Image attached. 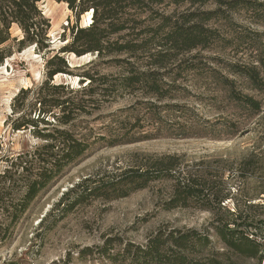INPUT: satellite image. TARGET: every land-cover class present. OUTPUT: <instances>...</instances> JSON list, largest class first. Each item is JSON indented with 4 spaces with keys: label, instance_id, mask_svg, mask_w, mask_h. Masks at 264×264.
<instances>
[{
    "label": "trees",
    "instance_id": "obj_1",
    "mask_svg": "<svg viewBox=\"0 0 264 264\" xmlns=\"http://www.w3.org/2000/svg\"><path fill=\"white\" fill-rule=\"evenodd\" d=\"M41 1L0 0V66L16 52L28 47L38 53L52 51L48 36L50 21L39 7ZM55 1L67 5L75 23L69 28L66 43L46 58L45 79L35 88V94H28L32 90L30 88H21L12 98L11 112L5 123L12 132L28 131L37 142L30 148L4 156L0 141V161L5 157L6 162L0 170V246L11 243L13 230L29 206L67 168L88 155L95 140L89 142V132H79L75 121L98 109L100 103L107 101V97L116 90L114 85L118 86V78H109L105 74L98 75L90 70L74 73L65 54L82 56L91 53L101 59L106 58L105 62L121 65H132L131 58L135 62L141 60L140 63L149 68L129 70L120 76L119 85L126 89L142 88L160 101L164 97H172L173 82L182 70L197 68L194 62H186L182 66L185 61L181 55L198 48L206 49L211 41L220 38L213 28L218 20L229 18L230 13L243 8L252 11L257 21H264V3L258 0H188L192 5L214 3L216 7L183 12L166 10L167 5H178L183 0ZM87 12L90 13V21L80 26L77 22ZM143 22L147 23L141 26ZM13 28L19 30L20 35H13ZM262 37L264 33L238 36L258 44L257 64H229V71L264 95ZM125 54L126 57H118ZM173 70L176 71L174 75ZM170 73V81L164 80ZM57 74L76 77L79 85H85L74 90L67 84L55 83L53 77ZM217 80L235 110L249 118L262 117L260 100L239 93L233 80L219 75ZM163 108L180 109L175 105L149 102V119L156 123L154 135L173 138L203 135L216 140L222 134L232 136L238 129V123L231 120L201 123L198 131L182 125H169L162 129L158 109ZM137 124L138 120L119 135L117 130V134L109 138L101 136L98 139L114 146L159 138L144 134L136 136L132 130ZM261 158V152H258L225 172L223 168L214 169L203 163L190 167L182 156L176 154L146 156L135 165L82 178L62 193L40 219L39 225L43 226L45 220L54 217L47 227L51 228L76 206L96 199L110 201L123 198L151 182L169 180L172 189L162 202V208L193 206L210 212L211 219L205 231L159 228L143 245L110 237L95 249H81L78 256L92 254L95 250L100 258L112 264H238L246 260L264 264V203H253L254 198L239 203L237 194L231 191L232 186L227 184L230 178L252 175L254 163ZM261 193L264 194V188ZM227 200L233 201L232 208L224 204Z\"/></svg>",
    "mask_w": 264,
    "mask_h": 264
},
{
    "label": "rangeland",
    "instance_id": "obj_2",
    "mask_svg": "<svg viewBox=\"0 0 264 264\" xmlns=\"http://www.w3.org/2000/svg\"><path fill=\"white\" fill-rule=\"evenodd\" d=\"M258 1L264 3V0ZM39 7L50 21L48 36L52 51L38 53L34 48L28 47L19 53L16 52L0 66V141L4 156L30 148L37 142L28 131L12 132L5 123L11 112L12 98L21 88H30L32 90L28 94H35V88L45 79L46 58L66 43L70 34L69 28L75 23L74 15L63 2L42 0ZM215 7L214 3L192 5L188 0H183L178 5H167L166 10L183 12L188 9L207 10ZM230 15L229 18H221L213 25L220 38L211 41L208 48H198L181 55L185 61L182 66H185L186 62H194L197 68L182 70L173 82L175 88L171 91L172 97H164L160 101L145 93L142 88L126 89L119 85L120 76L129 70L149 68L140 63L141 60L135 62V59L131 58L129 60L132 65H121L105 62L106 58L101 59L91 53L82 56L69 53L64 55L74 73L90 70L98 75L105 74L109 78H118V86L114 85L116 90L107 97V101L100 103L98 109L75 121L79 132H89V142H95L90 146L88 155L76 165L67 168L63 175L29 206L13 230L11 243L0 246V264H112L100 258L95 250L94 253L82 257L78 256V252L86 247L95 249L110 237L143 245L159 228L205 231L211 219L210 212L193 206L170 210L162 208V202L172 189V182L169 180L151 182L147 187L123 198L110 201L96 199L88 204L76 206L51 228L47 227L51 225L54 217L45 220L43 226L39 225L40 219L58 201L62 193L82 178L135 165L146 156L176 154L182 156L185 164L190 167L194 168L199 166L197 163H203L214 169L223 168L227 172L231 167L236 168L242 159L261 152L263 158L254 163L252 175L247 174L241 179L230 178L227 184L232 186L231 191L237 194L236 200L239 203L248 198H254L253 203H264V194L261 193L264 188V95L251 89L246 80L232 75L229 71V64H257L258 44L238 36L243 33H264V21H257L252 11L243 8ZM145 16L146 14L143 15ZM89 21L90 17L88 20L85 14L77 23L84 26ZM147 22H143L141 26ZM12 34L20 35V31L13 28ZM174 72L176 71L173 70V75ZM172 73L165 76L164 80L170 81ZM218 75L233 80L239 93L260 100L262 117L249 118L245 113L241 114L235 110L233 103L226 98L227 92L217 80ZM53 82L67 84L74 90L85 85H79L76 77L66 75L54 76ZM149 102L180 107L179 110L158 109L161 116L159 126L162 129L169 125H182L184 128L198 131L201 123L213 124L227 120L237 122L238 129L234 135L222 134V137L216 140L203 135L188 138L154 135L156 123L149 119ZM136 120L138 124L132 130L136 136L144 134L159 138L114 146H108L105 140L98 139L101 136L109 138L117 134V130L119 135V132L128 130L130 124ZM3 160L0 161V170L6 164ZM224 204L233 207L232 200H227ZM238 264L255 262L246 260Z\"/></svg>",
    "mask_w": 264,
    "mask_h": 264
},
{
    "label": "bare ground",
    "instance_id": "obj_3",
    "mask_svg": "<svg viewBox=\"0 0 264 264\" xmlns=\"http://www.w3.org/2000/svg\"><path fill=\"white\" fill-rule=\"evenodd\" d=\"M86 15L88 16V20H89L90 13L87 12ZM58 75H65V74H57L56 76H58ZM66 76H68V75H66Z\"/></svg>",
    "mask_w": 264,
    "mask_h": 264
}]
</instances>
